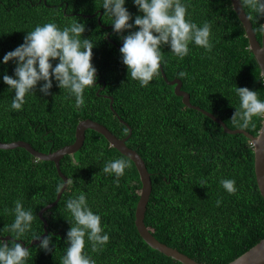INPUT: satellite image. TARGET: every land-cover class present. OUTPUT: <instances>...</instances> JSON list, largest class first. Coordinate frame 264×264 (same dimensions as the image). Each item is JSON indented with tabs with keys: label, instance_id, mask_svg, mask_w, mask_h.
<instances>
[{
	"label": "trees",
	"instance_id": "obj_1",
	"mask_svg": "<svg viewBox=\"0 0 264 264\" xmlns=\"http://www.w3.org/2000/svg\"><path fill=\"white\" fill-rule=\"evenodd\" d=\"M181 2L187 6L186 19L201 27L210 22L213 47L208 52L191 42L189 54L180 59L164 45L161 50L166 63L161 67L169 81H182L193 105L212 113L229 128L240 129L231 122L240 104L233 89L248 87L264 101V78L245 28L231 0ZM102 5L103 0H0V140H22L40 152H55L74 143L76 127L85 119L103 124L120 139L127 137L129 128L121 118L132 129L128 147L143 157L152 175L153 191L145 216L150 232L198 262L229 264L264 238V198L256 180L254 147L243 134H227L213 119L187 107L161 69L147 87L132 80L122 62L121 34L114 32L113 18L105 14ZM125 7L133 14L130 23L134 24L135 16L142 13L134 0H126ZM244 10L261 41L264 17L249 8ZM73 20L85 24L81 39L94 44L92 63L97 79L85 89V105L77 108L75 97L59 88L53 77L52 95L39 91L41 81L35 92L26 95L22 110L12 109L15 92L3 76L15 78L17 65L15 61L4 64L5 54L23 44L24 37L37 26L55 23L63 29ZM128 34L129 30L123 33ZM51 62L53 66L59 63ZM180 72L186 75L181 77ZM262 122L263 117H253L255 128L250 125L244 130L257 136ZM119 158L127 159L131 166L117 185L115 174H104L102 168ZM61 170L73 182L44 215L48 235L53 237L52 252L34 245L25 264H61L72 226L67 201L81 192L92 211L101 216L110 237L98 252L92 251L85 237V253L96 264H182L154 250L140 236L135 223L142 189L138 170L104 136L88 130L82 149L65 156ZM222 179L235 180V194L222 187ZM202 180L206 181L204 187L200 186ZM61 183L54 162L41 161L23 148L0 149V238L14 235L3 229L14 222L12 210L17 200L34 216L21 241L29 245L35 236H41L44 223L39 212L56 200Z\"/></svg>",
	"mask_w": 264,
	"mask_h": 264
},
{
	"label": "clouds",
	"instance_id": "obj_2",
	"mask_svg": "<svg viewBox=\"0 0 264 264\" xmlns=\"http://www.w3.org/2000/svg\"><path fill=\"white\" fill-rule=\"evenodd\" d=\"M125 3L126 0H103L102 8L106 15L113 18L114 32L121 34L123 46L120 52L122 62L129 70V77L138 81L141 87H147L159 75L162 63H166L161 50L164 45H169L171 52L180 59L189 54L191 42L211 52L210 22L205 21L201 27L186 19L187 6L181 0H134L142 13L135 16L134 24L130 23L133 14L125 7ZM240 5L243 10L249 8L258 17H264V0H240ZM234 10L238 11L235 5ZM247 19L251 21L252 18L247 15ZM134 28L138 30H132ZM85 30V24L79 20H73L70 26L63 29L55 23H46L29 31L23 44L5 54L4 64L15 61L17 65L15 78L8 74L3 76L4 83L15 92L12 109L22 110L26 95L35 92L41 81L44 83L39 91L44 96L52 95L53 77L59 88L75 97L77 108L85 105V89L94 86L97 79V69L92 63L94 44L90 39H81ZM125 30H129L128 35H123ZM260 30L264 31V25L260 26ZM55 60L59 63L53 66L51 61ZM185 75L184 72L179 73L181 77ZM233 91L238 95L240 104L231 122L240 129H248L250 125L255 128L253 117H264V101L259 99L258 92L248 87H236ZM130 166L127 159H114L104 164L102 172L115 174V183L118 185ZM72 182L67 177L56 191L61 192ZM220 183L229 194L237 191L235 180L222 179ZM200 186H206V181L202 180ZM67 210L72 217L69 221L72 226L67 232L68 247L61 264H96L85 253V237L91 242L93 252L100 251L109 242L110 237L102 227L101 216L92 211L83 192L67 201ZM12 211L14 222L3 230L14 234L11 235L14 239L0 240V264H25L30 255L29 248L17 241L30 230L34 216L20 200L15 202ZM34 240L39 241L40 249L52 252L51 234L35 236Z\"/></svg>",
	"mask_w": 264,
	"mask_h": 264
},
{
	"label": "water",
	"instance_id": "obj_3",
	"mask_svg": "<svg viewBox=\"0 0 264 264\" xmlns=\"http://www.w3.org/2000/svg\"><path fill=\"white\" fill-rule=\"evenodd\" d=\"M232 5L238 9V11H235L238 15L241 23L243 24L246 36L249 41V48L254 54L259 67L261 69V75L264 78V31L262 32V40L260 41L257 37V34L254 30L253 24L250 20L247 19V13L245 10L241 8L240 0H231ZM103 13H100L99 21L101 20ZM98 13L94 14L93 17L97 16ZM123 46V40L122 45ZM162 74L166 80V82L171 85L175 86V94L182 98L183 103L194 110H198L204 115L210 117L215 122L220 124L224 131L227 134L230 135H236V134H243L246 136L250 141L251 144L254 147L255 152V174H256V180L258 184V188L260 190V193L262 197L264 198V117L262 122V127L260 129V132L257 136L252 135L251 133L247 132L244 129H231L229 128L226 123L219 118H217L212 113L201 109L198 106H195L191 103V96L189 93L185 92L182 87L183 83L180 79H174L172 81H169L167 79V76L163 70V67H161ZM107 97V96H106ZM111 99L110 107L114 111L113 108V98L109 97ZM119 118V117H118ZM119 120L128 126L129 128V134L127 137L120 139L118 138L111 130H109L106 126L103 124L96 122L91 119H85L79 122V124L76 127V137L75 141L71 145H67L55 152H49L44 153L36 150L30 143L26 141H16L11 143H5L0 140V149L2 150H13L16 148H23L27 152H29L31 155L36 157L37 159L41 161H48V162H54L58 171L59 176L62 178L63 182L64 180H67V176L64 175V173L61 170V161L62 159L67 155L76 154L79 152L82 147L84 146L85 140H86V132L88 130H93L102 136L109 142L110 146L118 150L122 155L132 160L138 170L140 180L142 183V189H141V195L140 199L136 208V227L138 229V232L140 236L143 238V240L154 250H157L164 254L167 257H170L182 264H203L201 262L196 261L195 259L189 257L188 255L178 251L175 248H172L162 242H160L148 229V227L145 224V216L147 207L150 201V197L153 191V184H152V175L149 173L148 168L146 166V163L143 159V157L134 149L128 147L127 141L132 136V129L129 127L127 123H125L121 118ZM67 187H65L61 192L58 193L56 200L47 205L46 207L42 208L39 212L40 219L44 223V233L41 235L47 236L49 233L48 226L49 223L47 219L45 218V213L52 208H54L59 201L62 198L63 193ZM11 236L7 237H1L0 240H12ZM18 243H21L26 248H31L34 245H38L39 241L32 240L31 243L27 246L25 242L23 241H17ZM229 264H264V238L257 243L254 247L249 249L247 252H245L243 255L236 258L234 261L230 262Z\"/></svg>",
	"mask_w": 264,
	"mask_h": 264
}]
</instances>
